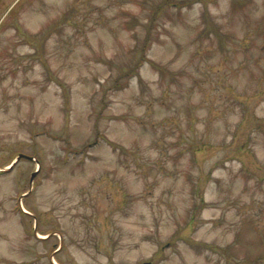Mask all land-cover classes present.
Returning a JSON list of instances; mask_svg holds the SVG:
<instances>
[{
	"label": "rangeland",
	"instance_id": "rangeland-1",
	"mask_svg": "<svg viewBox=\"0 0 264 264\" xmlns=\"http://www.w3.org/2000/svg\"><path fill=\"white\" fill-rule=\"evenodd\" d=\"M17 156L0 264H264V0H0Z\"/></svg>",
	"mask_w": 264,
	"mask_h": 264
},
{
	"label": "water",
	"instance_id": "water-1",
	"mask_svg": "<svg viewBox=\"0 0 264 264\" xmlns=\"http://www.w3.org/2000/svg\"><path fill=\"white\" fill-rule=\"evenodd\" d=\"M21 157V156H20ZM20 157L17 159V161L15 162V163H13V165H12V167L10 168V169H12L13 167H14V165L20 160ZM37 173V172H36ZM36 173H34L33 174V176H32V179H31V181L33 182V180H34V178H35V176H36Z\"/></svg>",
	"mask_w": 264,
	"mask_h": 264
},
{
	"label": "trees",
	"instance_id": "trees-1",
	"mask_svg": "<svg viewBox=\"0 0 264 264\" xmlns=\"http://www.w3.org/2000/svg\"><path fill=\"white\" fill-rule=\"evenodd\" d=\"M189 2H185L184 4H181L179 7H181V8H183V7H185V6H188V5H186V4H188Z\"/></svg>",
	"mask_w": 264,
	"mask_h": 264
},
{
	"label": "bare ground",
	"instance_id": "bare-ground-1",
	"mask_svg": "<svg viewBox=\"0 0 264 264\" xmlns=\"http://www.w3.org/2000/svg\"><path fill=\"white\" fill-rule=\"evenodd\" d=\"M25 210V209H24ZM26 211V210H25ZM39 237H41V238H46V236L45 235H39ZM55 262V261H54ZM56 263V262H55ZM57 264V263H56Z\"/></svg>",
	"mask_w": 264,
	"mask_h": 264
}]
</instances>
